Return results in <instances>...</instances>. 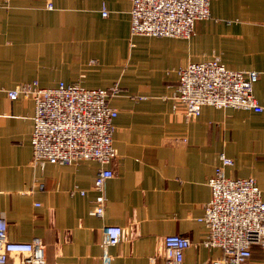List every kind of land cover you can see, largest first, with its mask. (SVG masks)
<instances>
[{
    "label": "crops",
    "instance_id": "1",
    "mask_svg": "<svg viewBox=\"0 0 264 264\" xmlns=\"http://www.w3.org/2000/svg\"><path fill=\"white\" fill-rule=\"evenodd\" d=\"M130 7L129 0H0V216L10 241L41 238L45 264H100L103 225L123 229L108 248L110 264H163L169 234L191 240L183 264L220 257L203 245L208 230L198 218L221 153L234 162L226 175L254 177L264 197V111L205 105L186 120L173 98L175 70L218 54L230 69L257 71L253 94L264 100V0H210L211 17L189 38L130 36ZM33 81L118 85L108 99L117 110V158L103 217L91 213L97 162L33 164V101L6 94Z\"/></svg>",
    "mask_w": 264,
    "mask_h": 264
},
{
    "label": "built area",
    "instance_id": "2",
    "mask_svg": "<svg viewBox=\"0 0 264 264\" xmlns=\"http://www.w3.org/2000/svg\"><path fill=\"white\" fill-rule=\"evenodd\" d=\"M130 36L189 38L197 21L208 19L210 0H129ZM51 8V3L47 4ZM108 11L104 4L101 15ZM177 85L173 98L181 103L186 120L200 115L201 108H233L264 111V100L253 94L258 79L255 70L226 67L218 54L200 62H188L175 70ZM119 91L118 85L108 89L85 88L80 84L59 81L43 87L37 81L16 84L6 90L10 100L30 98L34 104L30 144L32 162L74 164L94 161L99 164L92 190L97 193L91 213L103 217L106 206V182L114 175L110 164L117 158L113 145V120L117 110L108 99ZM234 164L224 153L214 174L208 179L211 196L198 221L208 230L203 245L218 248L221 255L202 264H264V197L254 177L233 178L225 169ZM43 188V183H38ZM76 190V188L74 189ZM81 195L84 190H79ZM120 226L103 225L100 264H110L108 248L122 238ZM188 236H164L163 264H183L184 252L191 246ZM254 251L260 260H254ZM0 264H45L41 238L29 242L10 241L7 221L0 216Z\"/></svg>",
    "mask_w": 264,
    "mask_h": 264
}]
</instances>
